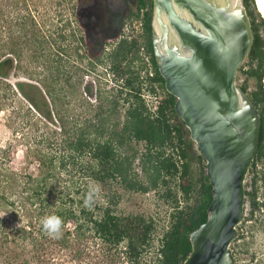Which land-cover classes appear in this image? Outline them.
<instances>
[{"label": "trees", "instance_id": "1", "mask_svg": "<svg viewBox=\"0 0 264 264\" xmlns=\"http://www.w3.org/2000/svg\"><path fill=\"white\" fill-rule=\"evenodd\" d=\"M42 1L0 0V53L4 56L0 74L8 75L15 59L19 68H23L20 61L26 50H34L33 58L43 62L45 75L39 79V100H33L32 104L47 120L59 121L62 150L57 157L49 153L39 157L43 174L30 189L33 194L30 200L38 204L39 211L30 214L28 223L10 229L0 216V264H30V258L18 261L19 254L11 255V251L28 239L32 248L38 250V242L47 234L42 221L50 216L62 220L61 235L56 238L62 248H68L73 237L79 242L93 237L109 253L123 256L127 264H183L192 249L190 233L207 220L212 186L206 161L175 110L176 97L167 91L154 56L153 0H134L135 5L125 14V20L138 19L143 14L141 36L129 39L117 35L110 48L102 35L77 36L73 28L76 8L93 4L94 0H45L52 10L47 8L46 14L42 11L40 14ZM244 2L254 15V41L248 61L239 69L245 75L241 87L255 103L261 119L259 143L251 165L256 175L250 183L252 189L246 184L245 191L253 216L255 209L264 210V192L262 200L257 199L259 177L264 182V169L260 174L257 168L258 164L264 165V21L257 22L256 1ZM65 11L69 15L63 19ZM79 48H84V55L78 53ZM142 48L154 70V75L147 74L145 79L141 72L148 68V62ZM53 50L62 57L74 53L86 56L93 67L104 66L108 75H112L113 86L106 90L100 87L94 100L82 101V117L72 113V102L79 94L74 74ZM146 81L152 93L154 83L164 93L155 112L142 96ZM250 81H254L252 90ZM140 144L144 145L143 150ZM2 176L16 181L13 175ZM87 180L105 192L104 203L96 201ZM115 183L133 192L155 191L170 200L168 225L150 262L145 261V256L157 236V223L142 214L119 213L120 193L114 189ZM90 195L93 203L86 206ZM16 203L5 195L0 198V208L15 210Z\"/></svg>", "mask_w": 264, "mask_h": 264}, {"label": "water", "instance_id": "2", "mask_svg": "<svg viewBox=\"0 0 264 264\" xmlns=\"http://www.w3.org/2000/svg\"><path fill=\"white\" fill-rule=\"evenodd\" d=\"M254 32L244 0H153L152 45L175 110L206 161L212 200L183 264H237L261 119L237 75Z\"/></svg>", "mask_w": 264, "mask_h": 264}, {"label": "rangeland", "instance_id": "3", "mask_svg": "<svg viewBox=\"0 0 264 264\" xmlns=\"http://www.w3.org/2000/svg\"><path fill=\"white\" fill-rule=\"evenodd\" d=\"M46 3L48 2L43 0L39 4L40 14L41 11L46 14L47 8L52 10L51 4L48 3L46 6ZM134 5V0H94L93 4L78 6L76 8L77 16H72L73 28L77 32V36L96 37L102 35L106 39V45L110 48L112 46L110 44L113 43L117 35H125V24L131 21L125 20V14ZM254 5L256 12L259 13L257 22L264 21L255 3ZM64 13L63 19L69 15L66 11ZM38 19L42 21L40 16ZM133 29L136 30L134 25ZM76 44L77 42H75ZM52 52L57 55L55 50ZM84 52V48H79L78 53L84 55ZM33 53L32 49L26 50L25 56L20 61L23 68H19L18 60L15 59L9 74L6 76L0 74V198L5 195L17 202L15 210L0 208V216L6 220L10 229L26 225L30 214L37 213L36 210L39 211L38 204L34 205L30 200L33 195L30 189L35 185L36 179L43 174L40 155L49 153L51 157H57L62 150L59 121L55 118L54 121L47 120L32 104L33 100H39L38 89L40 90L41 87L39 79L45 75L43 62L35 61ZM56 57L62 58V62L74 74L73 82L78 87L79 94L72 102V113L76 114L75 117L77 115L82 117L83 113L81 115V112L84 111L82 101H85V98L94 100L100 87L106 90L113 86L112 75H108L104 66L93 67L86 56L80 57L74 53L65 57L58 54ZM3 59L4 56L0 53V62ZM247 61L248 57L244 63ZM1 71L3 69H0V73ZM244 80L245 75L238 72L237 83L241 85ZM18 83H21L22 86L20 87ZM249 86V89L252 90L254 81H250ZM139 148L143 150L144 145L140 144ZM136 168L141 173V168L137 163ZM257 168L261 174L264 165L258 164ZM2 174L13 175L16 181L13 178L8 180ZM251 175L247 183L249 190L252 189L250 183L256 175L255 169L251 171ZM76 178H79L78 174ZM76 178L74 180L80 182ZM62 180L60 179V181ZM87 181L92 192L96 195V201H104L106 194L101 187L91 180ZM258 186L260 190L257 199L261 201L264 192V182L261 177H259ZM97 189L98 192L95 191ZM114 189L120 193L117 205L119 213L124 215L142 214L147 218L155 219L157 236L145 256L146 262L152 261L158 251L159 238L168 225L169 214L172 210L170 200L155 191L148 193L129 191L119 183L114 184ZM179 198L184 204L185 200L181 193ZM34 199L37 201L36 198ZM246 210L247 221L243 225L244 235L240 236L241 240L232 244L236 263L264 264V210L255 209L252 216L250 202H247ZM73 239L75 238L73 237ZM73 239L68 248H62L56 238L46 234L38 242V250L32 248L33 245L28 239L26 242L22 241L17 250L11 251V255L19 254L18 261L30 258L32 260H30V264H127L123 256L114 252L109 253L103 244L93 237L80 242ZM36 251H38L37 254Z\"/></svg>", "mask_w": 264, "mask_h": 264}, {"label": "built area", "instance_id": "4", "mask_svg": "<svg viewBox=\"0 0 264 264\" xmlns=\"http://www.w3.org/2000/svg\"><path fill=\"white\" fill-rule=\"evenodd\" d=\"M143 13V10H142ZM143 14L141 15L140 18H135L133 20H131L130 22L125 24V29H126V33L125 35H120L119 38L121 37H128L129 39L137 37L139 38L141 36L142 33V17ZM131 23H133L131 25ZM133 25L134 27H136V30L133 29ZM118 38V39H119ZM142 54L145 57V60L148 62V68H146L144 71L141 72V77L142 78H146V75L149 74L150 76L154 75V70L151 66V64L149 63V57L144 53V48H142ZM154 88H155V92L152 93L149 88L151 87V85L148 84V82H144L143 83V92H142V96L145 99L146 103L148 104V106L150 107V109L155 112L159 105L162 103L163 99H164V93L163 91L159 88L157 83H154ZM251 171H252V167H250V169L247 172V178H246V184L248 183V180L251 178ZM247 205V204H246ZM247 210L245 212V219L237 226L238 228V238L241 235H244V228L243 225L244 223L247 221ZM237 238V240H239ZM236 240V241H237Z\"/></svg>", "mask_w": 264, "mask_h": 264}, {"label": "clouds", "instance_id": "5", "mask_svg": "<svg viewBox=\"0 0 264 264\" xmlns=\"http://www.w3.org/2000/svg\"><path fill=\"white\" fill-rule=\"evenodd\" d=\"M95 191L98 192V189ZM91 203H93L92 195H90L89 198L85 201L86 206H90ZM42 224L47 234H49L53 238H57V239L60 238L61 227H62V220L60 217L58 216L46 217L43 219Z\"/></svg>", "mask_w": 264, "mask_h": 264}, {"label": "bare ground", "instance_id": "6", "mask_svg": "<svg viewBox=\"0 0 264 264\" xmlns=\"http://www.w3.org/2000/svg\"><path fill=\"white\" fill-rule=\"evenodd\" d=\"M238 0H235V3ZM256 1V6L259 12L261 13L262 17L264 18V0H255Z\"/></svg>", "mask_w": 264, "mask_h": 264}, {"label": "flooded vegetation", "instance_id": "7", "mask_svg": "<svg viewBox=\"0 0 264 264\" xmlns=\"http://www.w3.org/2000/svg\"><path fill=\"white\" fill-rule=\"evenodd\" d=\"M254 1H255V0H254ZM245 6H246V5H245ZM251 8H252V7H251ZM246 10H247V13H248V15H249V18H250V21H251V23H252V27H253L254 15L248 11L247 6H246ZM152 19H153V10H152ZM253 32H254V31H253ZM152 46H153V45H152ZM153 51H154V50H153ZM238 239L241 240V237H239Z\"/></svg>", "mask_w": 264, "mask_h": 264}]
</instances>
